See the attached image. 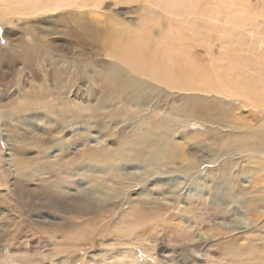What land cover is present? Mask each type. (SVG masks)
Returning <instances> with one entry per match:
<instances>
[{"label":"rangeland","instance_id":"rangeland-1","mask_svg":"<svg viewBox=\"0 0 264 264\" xmlns=\"http://www.w3.org/2000/svg\"><path fill=\"white\" fill-rule=\"evenodd\" d=\"M73 5L65 7L69 16L65 11L24 16L17 5L22 15L0 20L1 53H14L16 42L33 45L31 33L48 40L52 51L31 67L10 68L0 60V264H238L264 255V180L254 184L264 177L259 164L264 154L242 142L247 131L263 133L264 0H77ZM78 34L86 44H71ZM59 53L68 62L52 67ZM77 53L86 61L81 74L63 72L66 65L75 67ZM112 78L121 90L111 85ZM23 102L31 109L12 116ZM51 107L78 111L84 121L57 124L44 115ZM146 135L141 145L148 148V162L131 157L132 166L120 169L127 179L122 188H131L129 199L146 212L117 204L103 213L110 216L106 224L115 238L100 239L104 222L97 224L102 235L80 231L82 241L51 237L45 229L65 223L53 213L76 216V199L93 191L102 177L115 185L113 167L101 163L59 174L63 159L95 149L116 153ZM153 144L164 153L161 168L158 156L149 154ZM141 174L147 179L135 185ZM229 190L233 198L220 204L219 193ZM256 198L259 217L247 212ZM176 202L181 210L197 212L152 219L151 211ZM221 225L227 234L217 233Z\"/></svg>","mask_w":264,"mask_h":264},{"label":"bare ground","instance_id":"bare-ground-1","mask_svg":"<svg viewBox=\"0 0 264 264\" xmlns=\"http://www.w3.org/2000/svg\"><path fill=\"white\" fill-rule=\"evenodd\" d=\"M28 1H30V0H0V8H4L5 9V10H2V12L0 11V20H5L3 18L4 17H9V15H14L15 16L16 14H18L17 10L19 9V7L17 5H22L21 8H23L24 16H27V15L28 16H32V15H35V14H37L39 12L40 13H44V14L45 13L48 14V13H55V12H61V13L63 12L64 13V11L69 16V14H71L72 11H70V9L69 10L66 9L65 7L74 6L73 4H75L77 0L76 1L75 0H47V1L46 0H36V1H33L32 0L31 2H28ZM10 7H13V8H10ZM18 15H22V14H18ZM79 15H81V14H79ZM66 18H67V16H66ZM68 20H69V18H68ZM80 25L85 26V28L88 26L86 23H84V24L80 23ZM9 30L7 31V33L9 32ZM95 33L94 34L92 33L93 37H97L96 34H98V33H96V34ZM9 34L10 35H14L15 32L14 31H10ZM70 34H72V32ZM31 35L33 36V39H34L33 40V45H30V46L24 45L23 46L22 43H20V42L17 43L16 42V45H14L15 48H16L14 50V53L11 52V51H7V52H3V53H1L2 51L0 52V60H1V62H2V60H3L4 63L6 62L5 66L8 65L10 68L11 67L12 68H16L17 65H22V66H25V67H31L35 63L40 62L41 59L45 60V59H48L51 56L50 53H49V51H51V50L48 51V49H47L48 48V44H47L48 40L44 39L43 37H41L39 35H33V33H31ZM82 36L83 35L78 34L77 35V39H74L71 44L75 43L78 46H82L83 44H86V41L82 39ZM126 51H128V48H127ZM60 53H62V52H60ZM60 53L55 56L53 61L50 60L53 63V65H51L52 67L58 65L59 63L61 64V63H67L68 62L67 60H65L63 58V55L60 54ZM22 54H25L27 56V60L22 59V57H21ZM73 58H74L73 61L75 62V64H73V67L74 66L75 67L72 68L70 65H66L62 70L65 73H69L71 69H74V74L79 75V74H81V71L83 70V67L86 64V61L82 57V54H78V53ZM47 62H48V60H47ZM70 64H71V62H70ZM112 84L115 86L114 88L116 90H121L120 82L115 83L113 81V78H112L111 85ZM245 92H247L248 95L252 96V92L251 91H247L246 90ZM259 101L260 100H257V101H255V103L260 105ZM35 102H37V101H35ZM262 102L264 104V97L262 98ZM28 103H30V101ZM25 104L26 103L23 102V104H21V106L18 107L15 110L14 114L12 113L13 114L12 116H16V115L17 116H19V115L21 116L23 113L28 112L29 108L32 106V104H26V105ZM43 114H44V112H43ZM44 115L49 116L50 118H52L53 121H55V123H57V124H59L60 121H58V120L60 119V120L63 121V123L66 122L68 126H71L73 124H80V123H82L84 121L83 115L80 112H78V111L76 113L68 114L67 112H63L61 110H54V109H52V107L48 108L47 113H45ZM60 123H62V122H60ZM5 124H6V126H9L6 120H5ZM69 124H71V125H69ZM51 127H53V126H51ZM51 127H50V129L52 130ZM262 127H263V130H262L263 133L262 134L247 131L248 133H246L244 135V137L242 138V142H243V144H244L243 146L245 148L251 149V151H254L255 153H260V154L263 155L264 154V126H262ZM147 137L148 136L146 135L143 138H135V141L133 143H130L128 141L126 143V145L123 148H121L116 153L114 151H109L106 148L105 149H95V150L88 151L87 152L88 156H85L84 153H81V154L79 153V154H76V156H74L71 160L65 161L63 159V161L58 166V169L61 170V171L63 170V171L59 172V174H64L66 172L73 174L75 171H77V173H78V171L82 170L83 167H85L86 164H90V165L94 164V165H96L98 163H101L102 167H107V166L108 167H110V166L113 167V171L115 172V176H113V182L117 186L109 185L108 182H105L107 178L105 179V178L102 177V178H100L101 179V181H100L101 184L96 186V187H94L93 191H91V192L87 191L86 194H84L81 197H79L78 199H76L75 207L73 209V212L76 214V216H71V217H65L64 216L63 217L61 215L59 216L58 214L53 213L54 215L57 216V218L59 217L61 220H64L65 223L63 224V228H61V229H59L58 225L55 226V227H52V229L46 228L45 230L48 233H51L50 234L51 237L60 236V237L64 238L66 240V242L68 241L69 243H71L73 241V239L74 240L77 239V240L82 241L86 237H84L83 234H79V232L80 231L82 232V230H83L84 233L86 235H88V237H91L95 233H97V235H102V234L104 235L103 237H100V239L103 238V240H107L109 236H111L110 238H115V234L114 233H110V230L108 231L109 224H106V222L108 220L107 218H109L110 216L103 217V213H107V211L108 212L112 211L111 208H114V206H116L117 204L118 205L119 204H122V205L124 204L123 206L127 205L128 208L133 209L134 213H137V214L141 211V209H142V211L146 212V209H145L146 206H140V205L136 206L134 201L129 199L128 192L130 191L131 188H128V187L122 188L123 185H125V182H126L125 180H127V179L123 177V174H121V170L120 169L121 168H129L130 166H132L131 164L133 162L131 163V157L133 159H135L134 161H137V162H140V163L148 162V159H146V156L148 154V150H147L148 148L147 149H143L142 145H141L142 142H144L145 138H147ZM236 139H238V138H236ZM61 146L64 148V151H65L64 154L65 155H70V153L68 151V149H69L68 146L66 144H60V147ZM146 146H147V144H146ZM151 149H153V150L150 151L151 153H149V154H153V157H151V158L152 159H156L157 158L156 156H158V159H157L158 163L157 164L154 163V162L153 163L156 164L157 167L161 168V166L164 165L163 159L161 157L162 156L161 154H164L163 151L157 146V144L156 145L153 144L151 146ZM159 155H160V157H159ZM127 158H130V159H128V161H127L126 160ZM122 159H124V160H122ZM135 164H136V162H135ZM259 164H261V167H262L260 172L264 171V162L262 161V163H259ZM98 165H100V164H98ZM189 167H190V165H189ZM90 174L93 177L96 176L93 171ZM153 174H154L153 176H155L156 174L160 175L161 173L159 171H153ZM147 177L148 176L142 175V174L140 176H137L135 178V181H137V183H135V185L136 184H138V185L142 184L144 182V180L147 179ZM263 180H264V177L262 176L259 179V181H257V180L254 181V184H257L258 182L263 181ZM233 182L234 183L237 182V179L235 177H233ZM60 186H63V185L60 184L58 187H60ZM181 191H182V188L179 189V191L177 192V195H179ZM231 192H232L231 190H229L228 192H220L219 196L217 197L218 198L217 199L218 202L221 204V203H224V202L228 201L229 198H231V197L233 198L234 195L232 196ZM99 194L101 196H99ZM258 202H260V200L256 198L255 202L253 200L252 204H250L249 207L247 206V208H248L247 212L250 215H256V217H259V215L261 213L260 212V207L261 206L258 204ZM179 207H180L179 203L176 202V203L171 204V205H169L167 207H164L165 209H160V210H157V211H155V210L151 211L152 215H153L152 219L156 220V216L155 215H158V217L164 216V219H165V216L169 217L168 214L171 213V212H173L172 216H175V215H179L180 213L184 214V213H186L188 211V209H185L184 207H183L182 210ZM178 209H179L180 212L175 214V211H177ZM189 211H191L193 213V215H194V213L197 212V208L192 207V208H190ZM191 212H187V213L191 214ZM228 213H231V211H228ZM99 214L100 215L102 214V218L97 217V215H99ZM91 216L92 217L95 216V217L92 218ZM110 220H112V219L110 218ZM103 222L105 223V225L104 226L101 225L104 228H102V234H100L101 232H99V230L97 228L98 227L97 224H101ZM242 224H243V227H245L243 222H242ZM93 227H95L97 229L96 232L93 229ZM217 230H218V232H217L218 234H223V233L225 234V231H226V234H227V232H228L224 225H221V229L219 227H217ZM128 231H131V234L135 233L134 232V228L128 229ZM118 233L119 232H117V234ZM106 236H108V237H106ZM140 240H142V239H140ZM114 241H116L117 243L120 244L122 239H118L117 240V238H116V240H114ZM141 248H143V247H141ZM65 249H66L65 251H68L67 248H65ZM238 264H264V255L263 254L253 255L252 257H249V258H246V259L245 258H241L238 261Z\"/></svg>","mask_w":264,"mask_h":264}]
</instances>
